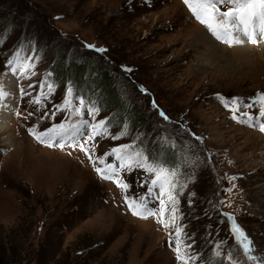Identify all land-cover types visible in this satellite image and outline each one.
<instances>
[{
	"label": "rangeland",
	"instance_id": "rangeland-1",
	"mask_svg": "<svg viewBox=\"0 0 264 264\" xmlns=\"http://www.w3.org/2000/svg\"><path fill=\"white\" fill-rule=\"evenodd\" d=\"M198 22L184 0H0V81L13 74L6 60L21 52L10 66L18 71L13 99L0 97L2 264L6 257L7 264H182L177 228L182 254L195 258L189 264H259L236 243L233 225L252 241L251 254L264 258V40L228 46ZM206 33L222 47L208 49ZM74 60L83 72L89 67V79L109 75L116 97L134 103L153 129L115 124L120 103L109 95L112 103L96 106L105 130L84 144L87 151L38 141L29 129L93 119L76 114L83 106L63 107L69 88L89 108L103 96L98 87L95 98H84V87L64 78ZM3 105L9 117L2 118ZM166 147L177 153L168 155L173 162ZM117 148L122 161L108 155ZM136 151L178 173L174 226H164L167 212L139 218L129 209L125 197H144L141 182L150 178L127 167ZM97 158L125 165L115 179L126 190L97 173L104 167ZM137 202L162 210L152 198Z\"/></svg>",
	"mask_w": 264,
	"mask_h": 264
},
{
	"label": "snow or ice",
	"instance_id": "snow-or-ice-1",
	"mask_svg": "<svg viewBox=\"0 0 264 264\" xmlns=\"http://www.w3.org/2000/svg\"><path fill=\"white\" fill-rule=\"evenodd\" d=\"M185 4L194 14L195 18L201 23L205 24L210 32L215 36L217 40H220L229 45L239 44L242 45L246 42L256 44L259 40H264V0H184ZM220 5H226V9L221 10ZM92 47V46H89ZM22 51V49H21ZM98 52H104L105 49H96ZM21 55L20 51L13 54L11 59L6 60V66H9V71L15 74L16 69L10 67L19 60ZM2 71V69H0ZM130 71V69H128ZM29 87H33L29 85ZM49 91H51V86L49 85ZM22 94L28 95L26 90H20ZM7 95L2 89H0V97ZM233 103L239 105V100H233ZM258 103L262 105L259 115L264 119V95L259 96ZM83 106L84 112H77L79 116L86 113L87 116L92 117V120L87 118L82 119L79 123H68L67 118L65 122L58 123L55 126L50 127L47 130H42L40 132H35L32 129L29 131L35 136V138L41 143H49V146H59L64 147L66 145H76L82 150L87 151L84 148V144L88 141L94 139L95 135L100 134L105 130L106 120H95V117L99 114V109L92 105L90 108L86 104L85 100L81 97H73L72 91L69 88L66 92V100L64 104V109L67 110L69 107L73 106ZM227 106V105H226ZM249 108L252 104L245 105ZM58 111L61 109H57ZM238 111V108L236 109ZM52 116L55 113L51 114ZM159 115L164 119L168 117L160 112ZM247 115V114H246ZM51 118V117H49ZM251 119V116H248ZM233 119H237L235 114ZM99 130V131H98ZM260 130L264 131V124L260 125ZM129 147V146H125ZM121 149H114L111 155L117 161H122L124 157L121 155ZM135 156L139 159H135L133 163L128 164L127 167H137L142 171L149 174V181L141 182L142 185L147 184V191L144 197H137L135 199L129 200L125 197L128 203L129 209L134 215H154L163 216L167 212L171 219L163 221L165 227H169L170 223L174 226V221L176 218V197L173 195V191L176 189L177 184L175 178L178 173L172 168L166 167V165H156L153 158L149 155L142 153L141 151H136ZM91 159V157H90ZM98 163L105 167H95L97 173L101 175L103 179L113 180L118 175L119 169L125 167L123 163L113 165L111 163H106V158H97ZM97 161H93L94 166ZM162 174L164 178L162 179ZM172 177V179H169ZM115 182L122 189L126 190L128 185L124 184L119 179H115ZM185 185H180L184 187ZM158 189V193L155 191ZM148 198L156 200L161 205V211H152L147 207L146 203H138L137 201H144ZM165 200L168 202L165 204ZM231 232L234 236L236 243L242 248L243 253L251 261H259V264H264V258H259L252 255V241L247 237L244 231L238 226L233 225ZM181 235L180 230L176 229L177 240L175 242V250L177 254V259L182 261V264H189L190 260L195 259L191 255H185L181 252V241L179 239ZM191 239V237H188ZM186 250L192 247L191 244L183 246ZM216 248H220L221 245H216ZM217 257L222 255L226 256L227 259L231 260V254H223L220 251L214 253Z\"/></svg>",
	"mask_w": 264,
	"mask_h": 264
},
{
	"label": "trees",
	"instance_id": "trees-1",
	"mask_svg": "<svg viewBox=\"0 0 264 264\" xmlns=\"http://www.w3.org/2000/svg\"><path fill=\"white\" fill-rule=\"evenodd\" d=\"M70 62L72 60H69ZM78 60H74L72 65L70 63V67L66 66L64 68L65 73H63V76L65 79L70 80L71 83H75V85L78 87L79 90H81L83 87V97L84 98H89L90 95H94L93 98H95L96 94H94L95 90L98 89V87H100L99 89L102 91V95L101 99L97 96V98H99V100L94 99V105L99 107V108H104L105 104L107 102L112 103V101L110 100L109 95H112L113 97L115 96V98L117 99V101L120 103V105H115L116 111H117V115L114 117L115 120V124H117L118 122H127L130 126L135 125L138 126L139 131L142 130H149L151 131L153 129V126L150 125L145 118H143L142 112L137 110V106H135L134 103H123L121 98H117L116 97V91H114V87L115 84H113V80L108 77L109 75L103 74V73H99L96 76L94 74V77H90L88 74L90 73L89 67H87L86 70H84L83 72V68L84 66H77L75 65V62H77ZM86 63L89 66V62H81V64H85ZM59 68V66H58ZM70 68V69H69ZM97 74V73H96ZM96 76V77H95ZM88 82V83H87ZM100 85V86H98ZM97 87V88H96ZM92 88H94L93 90H91ZM91 90V91H90ZM104 91V92H103ZM107 98L105 101H103V98ZM166 150V151H165ZM165 155H166V159H168V155L171 154L170 157H174L175 159L178 157L177 153L175 151V149L171 148V147H166L165 148ZM175 154V155H174ZM183 158L179 161L182 163ZM171 161V160H169ZM173 162V161H171ZM3 248V247H2ZM3 258L4 255L3 253L0 254V264L3 263ZM9 261V258H5V264H7V262Z\"/></svg>",
	"mask_w": 264,
	"mask_h": 264
},
{
	"label": "bare ground",
	"instance_id": "bare-ground-1",
	"mask_svg": "<svg viewBox=\"0 0 264 264\" xmlns=\"http://www.w3.org/2000/svg\"><path fill=\"white\" fill-rule=\"evenodd\" d=\"M199 27H200V25H199ZM203 28V27H202ZM198 29V28H197ZM207 32V31H206ZM203 33V32H202ZM200 35H202V34H200ZM195 38V37H194ZM203 38H206L207 40H210V42H212V44L213 45H211V47L210 48H208V49H210V50H212V49H214V48H217V47H222L221 45H219V44H217L215 41H214V39H212L211 37H210V35L208 34V33H206L205 34V36L203 37ZM200 40H201V38H200ZM197 44V43H196ZM203 47V46H202ZM205 49V48H204ZM207 49V48H206ZM209 50V51H210ZM18 73V72H17ZM17 73H16V75H17ZM16 75H14V74H9V72H7L6 74H5V76L2 78V80L0 81V89H2L5 93H7V95H4V96H2V100H4V99H13V97H11V95L13 94V91H14V88H13V85L14 84H16V83H14V80H10V78L11 79H16ZM9 96V97H8ZM10 102V101H9ZM11 103L12 102H10V105H11ZM2 107H4L5 108V106L3 105ZM9 108V107H8ZM8 108H5V111H4V113L2 114V115H5V116H2V118H4V117H9V113H7V110H8ZM2 129H4L3 127H2Z\"/></svg>",
	"mask_w": 264,
	"mask_h": 264
}]
</instances>
